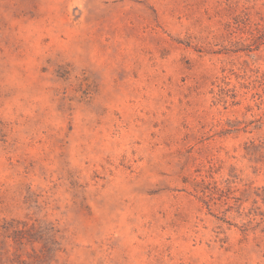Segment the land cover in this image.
<instances>
[{
  "label": "rangeland",
  "instance_id": "1",
  "mask_svg": "<svg viewBox=\"0 0 264 264\" xmlns=\"http://www.w3.org/2000/svg\"><path fill=\"white\" fill-rule=\"evenodd\" d=\"M264 0H0V264H264Z\"/></svg>",
  "mask_w": 264,
  "mask_h": 264
},
{
  "label": "trees",
  "instance_id": "2",
  "mask_svg": "<svg viewBox=\"0 0 264 264\" xmlns=\"http://www.w3.org/2000/svg\"><path fill=\"white\" fill-rule=\"evenodd\" d=\"M256 45L264 43V28L257 29L255 32H251Z\"/></svg>",
  "mask_w": 264,
  "mask_h": 264
}]
</instances>
